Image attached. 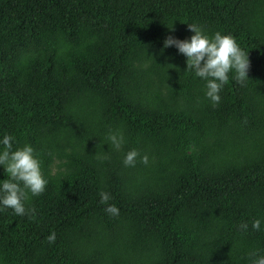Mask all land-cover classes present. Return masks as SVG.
<instances>
[{
  "label": "trees",
  "instance_id": "16d2710c",
  "mask_svg": "<svg viewBox=\"0 0 264 264\" xmlns=\"http://www.w3.org/2000/svg\"><path fill=\"white\" fill-rule=\"evenodd\" d=\"M188 23L248 52V79L229 73L216 106L163 48ZM4 132L48 184L28 193L34 218L0 211V264H248L264 254V0H0Z\"/></svg>",
  "mask_w": 264,
  "mask_h": 264
},
{
  "label": "clouds",
  "instance_id": "9594fccd",
  "mask_svg": "<svg viewBox=\"0 0 264 264\" xmlns=\"http://www.w3.org/2000/svg\"><path fill=\"white\" fill-rule=\"evenodd\" d=\"M187 26L194 33L190 38L178 39L168 36L163 41V48L174 46L178 53L186 57V70L191 69L194 78L199 77L205 82L204 95L212 106H216L221 99V89L229 81V73H232V79L240 83L248 79V52L241 48L235 37L230 34L216 31L209 35L196 23H188ZM108 140L115 149H120L125 142L123 133L119 130L109 132ZM14 144L15 137L9 133L0 135V166L7 174L5 179H0V211L10 208L15 214L32 219L35 209L25 206L28 193L33 196L43 193L48 179L42 173L41 161L34 147L30 143H24L14 148ZM138 155L136 149H130L125 152L122 163L125 166H133ZM140 159L147 163L146 155ZM99 195V202L104 205V211L117 215L118 208L107 203L111 199L110 194L101 191ZM261 227L260 218L251 221L252 229L260 230ZM237 228L247 231L249 224L241 222ZM55 239V232H50L46 237L49 243H53ZM247 256L248 264H264V254L259 249L249 251Z\"/></svg>",
  "mask_w": 264,
  "mask_h": 264
}]
</instances>
